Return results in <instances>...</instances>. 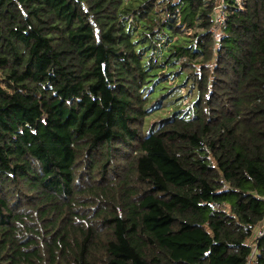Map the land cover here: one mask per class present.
Segmentation results:
<instances>
[{"label":"trees","instance_id":"16d2710c","mask_svg":"<svg viewBox=\"0 0 264 264\" xmlns=\"http://www.w3.org/2000/svg\"><path fill=\"white\" fill-rule=\"evenodd\" d=\"M263 219L264 0H0V264H248Z\"/></svg>","mask_w":264,"mask_h":264},{"label":"built area","instance_id":"2783aa9c","mask_svg":"<svg viewBox=\"0 0 264 264\" xmlns=\"http://www.w3.org/2000/svg\"><path fill=\"white\" fill-rule=\"evenodd\" d=\"M239 4H240V0H238ZM215 14H214V20H215V24L218 27L221 23H223L225 21V12L223 10V8L221 6H217V8L214 10ZM264 222V220L262 221V223ZM261 223V224H262ZM261 224L259 225V227L257 228L258 231H255L254 236L252 238V245H253V250H252V256L249 259V263L248 264H253V258L256 255L257 252V246H258V240L260 237L264 236V225L261 226ZM263 227V228H262ZM256 229V230H257Z\"/></svg>","mask_w":264,"mask_h":264},{"label":"rangeland","instance_id":"374dc122","mask_svg":"<svg viewBox=\"0 0 264 264\" xmlns=\"http://www.w3.org/2000/svg\"><path fill=\"white\" fill-rule=\"evenodd\" d=\"M186 60H188V59H184L183 61H186ZM186 69L188 70V71H190L191 69H192V67L191 66H186ZM189 92V91H188ZM188 92H187V88H185V89H182L181 90V95H186V96H184V102H187L189 99H190V94H188ZM182 105V103L179 101V102H177V104H176V106H181ZM165 113H168V111L165 109V110H163V111H160V112H158V113H155L151 118H154V117H156V116H158V115H161V114H165ZM148 126H149V124L148 125H146V129L148 128ZM262 225H264V222L261 224V226ZM258 227H259V225H258ZM257 227V228H258ZM264 227V226H263ZM262 227V228H263ZM255 231H258V229L257 230H255Z\"/></svg>","mask_w":264,"mask_h":264},{"label":"clouds","instance_id":"9594fccd","mask_svg":"<svg viewBox=\"0 0 264 264\" xmlns=\"http://www.w3.org/2000/svg\"><path fill=\"white\" fill-rule=\"evenodd\" d=\"M264 220V219H263ZM262 223V222H261Z\"/></svg>","mask_w":264,"mask_h":264}]
</instances>
